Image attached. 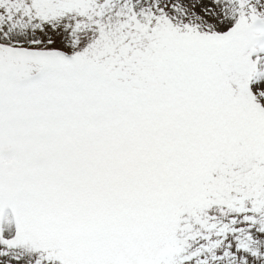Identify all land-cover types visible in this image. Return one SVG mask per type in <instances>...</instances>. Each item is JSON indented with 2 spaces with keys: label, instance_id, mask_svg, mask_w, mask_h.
<instances>
[{
  "label": "snow or ice",
  "instance_id": "obj_1",
  "mask_svg": "<svg viewBox=\"0 0 264 264\" xmlns=\"http://www.w3.org/2000/svg\"><path fill=\"white\" fill-rule=\"evenodd\" d=\"M0 264H264V0H0Z\"/></svg>",
  "mask_w": 264,
  "mask_h": 264
}]
</instances>
